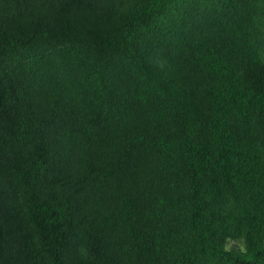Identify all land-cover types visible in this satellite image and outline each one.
I'll use <instances>...</instances> for the list:
<instances>
[{"label":"trees","instance_id":"1","mask_svg":"<svg viewBox=\"0 0 264 264\" xmlns=\"http://www.w3.org/2000/svg\"><path fill=\"white\" fill-rule=\"evenodd\" d=\"M0 264H264V0H0Z\"/></svg>","mask_w":264,"mask_h":264},{"label":"rangeland","instance_id":"2","mask_svg":"<svg viewBox=\"0 0 264 264\" xmlns=\"http://www.w3.org/2000/svg\"><path fill=\"white\" fill-rule=\"evenodd\" d=\"M228 248H240L242 249L243 245L241 242H238V241H231L228 246Z\"/></svg>","mask_w":264,"mask_h":264}]
</instances>
